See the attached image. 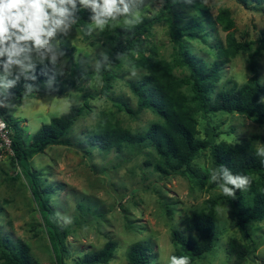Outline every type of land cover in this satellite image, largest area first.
Instances as JSON below:
<instances>
[{
  "label": "rangeland",
  "instance_id": "374dc122",
  "mask_svg": "<svg viewBox=\"0 0 264 264\" xmlns=\"http://www.w3.org/2000/svg\"><path fill=\"white\" fill-rule=\"evenodd\" d=\"M162 5L163 0H131L129 11L117 14L115 19L107 18L103 28L97 27L95 22L90 24L87 39L80 30L64 23L54 37L42 36V39L48 40L46 45L38 46L34 40L16 42L15 37L0 44V64L9 57L7 50L13 43L17 44V51L11 59L19 62L0 70L1 94L5 93L12 75L34 64L52 62L60 74L59 87L64 90V96L25 97L21 106H6L7 115L20 121L26 142L43 125L67 113L71 106H81L86 99L90 105V110L79 118L71 132L70 146L50 145L30 162L31 169L40 177L41 187L53 189L49 205L59 222L71 228L66 239L70 252L68 264H80L83 256L102 249L110 240L117 243V250L108 264H128L127 250L137 242L149 243L154 248L156 257L153 264H171V258L178 250L172 242V232L181 230L184 220L195 212L206 210L209 199L225 195L222 188H202L189 176L164 177L155 172L153 165L147 164L157 160L153 149L143 148L142 152H135L125 148L121 152L104 153L87 142L86 135L105 120L135 134L145 133L151 125L160 122L157 114L150 110L134 118L119 109L118 103H125L132 110L137 108V99L128 86L130 81H137L150 73H168L170 79L178 84L179 91L191 96L189 87L181 83L188 72L175 64L176 50L166 21L156 23L151 29L150 42L153 45L149 56L154 63L127 60L118 66H108L115 77L111 81L109 96L101 94L105 81L97 68L113 47L110 36L119 27L155 17ZM203 6L214 19L223 10L230 11L235 25L229 32H233L238 42L247 40L250 44L249 51H241L224 66L217 89L229 81L245 84L252 77L249 55L259 47L260 35L264 34L263 6L256 2L245 5L240 0H205ZM47 11L50 19L45 25L46 30L53 27V19H58L53 17L51 9ZM179 11L181 23L197 15L190 7L180 8ZM220 26L218 24L217 31L206 43L186 38L187 46L196 57L204 58L208 63L214 61L211 52L214 49L211 48L219 40L227 41L228 33ZM54 41L57 47L62 43L74 50L73 54L62 56L58 51H50ZM255 61L264 85V51L255 57ZM74 64L80 67L83 76L80 84L71 88L68 82L74 79ZM197 120L200 139L207 138L209 128H214L212 133L218 135L216 144L241 145L245 139L259 135L261 140L257 142V148L264 152V123L228 113L198 114ZM194 168L202 177L212 173L213 161L209 149L200 153L194 161ZM215 215L219 242L213 253L195 264H235L236 258L228 253L233 241L259 246L243 264L264 262V221L251 223L249 237H246L235 227L228 201L223 200L216 206ZM0 236L25 243L38 264H57L29 184L14 155L8 152L0 162Z\"/></svg>",
  "mask_w": 264,
  "mask_h": 264
},
{
  "label": "trees",
  "instance_id": "16d2710c",
  "mask_svg": "<svg viewBox=\"0 0 264 264\" xmlns=\"http://www.w3.org/2000/svg\"><path fill=\"white\" fill-rule=\"evenodd\" d=\"M131 0H126L128 4ZM205 0H163L159 13L153 18H145L135 24L119 27L110 36L113 47L108 57L100 63L97 72L105 81L101 94L108 97L114 75L108 66H118L127 60L154 63L149 54L152 52L150 42L151 29L156 23L166 21L170 27L176 54L175 64L186 69L188 75L181 83L189 87L190 97L181 93L178 84L170 79L168 73H150L137 81L128 82V86L137 99V108L132 110L125 103H118L119 109L138 117L143 111L150 110L157 114L160 122L151 125L145 133L135 134L120 127L117 123L105 120L91 134L86 135L90 146L104 153L121 152L131 148L142 152L143 148L153 149L157 160L153 170L164 177L172 175L189 176L195 179L202 188L212 190L226 186L232 194H225L207 201L206 210L195 212L184 220L181 230L171 234L172 242L178 247L176 258H185L186 264L203 261L214 252L219 242L218 220L215 215L216 206L223 200L228 201L235 227L249 237L248 227L251 223L264 221V152L259 151L257 142L259 135L245 139L241 145L216 144L214 128L207 129V138L198 137L197 115L228 113L239 114L256 123H264V85L258 75L255 57L264 51V34L260 35L259 47L249 55V70L252 77L243 85L229 81L221 89H217L220 73L234 56L241 51H249V41L238 42L233 32L235 25L231 13L223 10L214 19L203 6ZM247 5L256 2L262 5L264 0H240ZM193 8L197 15L186 23H181L180 8ZM72 15L65 19V24L80 30L84 38H88L89 25L95 21L91 8H85L77 2ZM59 18V17H58ZM221 29L228 33L227 41H217L211 51L214 61L208 63L204 58L196 57L187 46L186 38L200 39L208 42V38ZM60 36L61 39V35ZM54 41L51 51H58L62 56H71L70 50ZM9 57L0 64L5 70ZM9 66V65H8ZM69 87H77L83 73L80 67L73 65ZM60 74L52 62L34 64L11 76L5 93L0 94V114L6 121L12 140L14 160L25 176L31 193L42 217L46 234L49 238L57 264H68L66 239L71 233L68 225L61 224L49 205L52 187L43 188L40 177L30 167L31 159L50 145L70 146L69 137L79 118L90 110L88 100L81 106H71L70 110L49 124L43 125L29 142L25 141L24 130L18 120L7 115L6 106H21L25 97L64 96L59 87ZM210 150L213 171L202 177L194 168V161L204 150ZM226 174L241 177L246 183L236 187L226 183ZM82 209L81 206H79ZM83 210V209H82ZM259 246L242 245L233 241L228 253L236 258L235 264H243L248 256L258 250ZM117 243L108 241L104 247L82 257L80 264H108L115 256ZM154 248L146 242H137L130 246L126 253L128 264H153ZM1 264H38L32 257L29 247L19 241L13 242L8 237L0 236Z\"/></svg>",
  "mask_w": 264,
  "mask_h": 264
},
{
  "label": "clouds",
  "instance_id": "9594fccd",
  "mask_svg": "<svg viewBox=\"0 0 264 264\" xmlns=\"http://www.w3.org/2000/svg\"><path fill=\"white\" fill-rule=\"evenodd\" d=\"M77 2L93 10L95 15L92 19L100 28L108 22L107 18L115 19L117 14H126L129 11L126 0H0V44L12 40L13 37L16 42L34 40L38 46L48 44V40L42 39V36L54 37L56 30L65 23L66 18L72 15L69 6L71 10H75ZM48 9L52 10L53 17L59 18L53 19V27L46 30L45 25H48L50 19ZM10 29L17 31H10ZM17 32L23 35H18ZM49 50L51 51V47ZM7 51L9 52L8 65L19 63L11 59L16 54L17 44L13 43L11 49ZM8 65H5L6 69ZM226 183L240 187L246 183V180L226 174ZM222 187L225 194H232L230 188ZM171 264H186V260L172 257Z\"/></svg>",
  "mask_w": 264,
  "mask_h": 264
},
{
  "label": "built area",
  "instance_id": "2783aa9c",
  "mask_svg": "<svg viewBox=\"0 0 264 264\" xmlns=\"http://www.w3.org/2000/svg\"><path fill=\"white\" fill-rule=\"evenodd\" d=\"M7 152L14 155L8 125L0 114V162L4 159Z\"/></svg>",
  "mask_w": 264,
  "mask_h": 264
},
{
  "label": "water",
  "instance_id": "95a60500",
  "mask_svg": "<svg viewBox=\"0 0 264 264\" xmlns=\"http://www.w3.org/2000/svg\"><path fill=\"white\" fill-rule=\"evenodd\" d=\"M261 264H264V262H262Z\"/></svg>",
  "mask_w": 264,
  "mask_h": 264
}]
</instances>
